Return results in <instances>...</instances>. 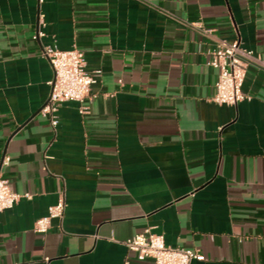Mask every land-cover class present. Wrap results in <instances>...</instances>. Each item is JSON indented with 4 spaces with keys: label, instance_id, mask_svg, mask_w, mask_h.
I'll return each instance as SVG.
<instances>
[{
    "label": "crops",
    "instance_id": "crops-1",
    "mask_svg": "<svg viewBox=\"0 0 264 264\" xmlns=\"http://www.w3.org/2000/svg\"><path fill=\"white\" fill-rule=\"evenodd\" d=\"M216 39L262 61L237 106L214 101ZM46 46L100 73L87 113L65 103L56 127ZM5 156L22 198L0 213V264H154L125 244L147 230L192 264H264V0H0ZM62 196L64 219L36 233Z\"/></svg>",
    "mask_w": 264,
    "mask_h": 264
},
{
    "label": "built area",
    "instance_id": "built-area-1",
    "mask_svg": "<svg viewBox=\"0 0 264 264\" xmlns=\"http://www.w3.org/2000/svg\"><path fill=\"white\" fill-rule=\"evenodd\" d=\"M189 25L211 38L212 31L200 23ZM41 36L42 33H39L36 38L39 39ZM214 42V47L208 52L207 61V66L218 70L214 101L219 105L237 106L245 100H250L251 97L243 91L247 69L250 64H262V61L252 51L242 49L239 40L229 42L216 39ZM42 54L52 66L54 77L49 82L50 97L41 113L43 116H50L53 127H56L59 123L57 112L65 103H79L81 113H87L88 108L84 103L87 99L95 98L92 96V87L98 83L100 73L86 71L85 52L76 48L62 51L54 46H46ZM9 163L8 156L0 163V213L13 209L22 198V195L14 192L10 182L1 175L2 168ZM65 211L66 200L62 196L49 208L46 216L36 221L34 231L46 235L51 230L53 220L64 219ZM125 244L138 261L151 260L154 264H192L194 260H205L197 250L168 246L164 235L152 233L150 230L132 237Z\"/></svg>",
    "mask_w": 264,
    "mask_h": 264
}]
</instances>
